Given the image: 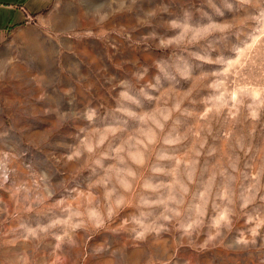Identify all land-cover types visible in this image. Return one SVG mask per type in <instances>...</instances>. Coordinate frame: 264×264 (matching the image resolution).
I'll list each match as a JSON object with an SVG mask.
<instances>
[{"label":"rangeland","instance_id":"obj_1","mask_svg":"<svg viewBox=\"0 0 264 264\" xmlns=\"http://www.w3.org/2000/svg\"><path fill=\"white\" fill-rule=\"evenodd\" d=\"M34 10L0 45V264H264V0Z\"/></svg>","mask_w":264,"mask_h":264},{"label":"crops","instance_id":"obj_2","mask_svg":"<svg viewBox=\"0 0 264 264\" xmlns=\"http://www.w3.org/2000/svg\"><path fill=\"white\" fill-rule=\"evenodd\" d=\"M44 1L46 0H0V45L7 39L10 30L21 24L29 13L36 11L34 8L37 3ZM17 4H22L27 9L22 10L16 7Z\"/></svg>","mask_w":264,"mask_h":264}]
</instances>
